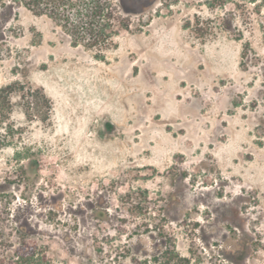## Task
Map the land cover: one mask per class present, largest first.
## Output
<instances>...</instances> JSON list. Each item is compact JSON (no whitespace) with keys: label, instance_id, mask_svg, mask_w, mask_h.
<instances>
[{"label":"rangeland","instance_id":"rangeland-1","mask_svg":"<svg viewBox=\"0 0 264 264\" xmlns=\"http://www.w3.org/2000/svg\"><path fill=\"white\" fill-rule=\"evenodd\" d=\"M112 3L127 29L101 61L75 11L0 0V264L22 246L56 264H264V0ZM163 20L184 30L165 50ZM214 85L231 101L214 116V96L175 91Z\"/></svg>","mask_w":264,"mask_h":264},{"label":"trees","instance_id":"trees-1","mask_svg":"<svg viewBox=\"0 0 264 264\" xmlns=\"http://www.w3.org/2000/svg\"><path fill=\"white\" fill-rule=\"evenodd\" d=\"M35 12H44L50 17L60 15L69 21L67 16L75 11L79 28L86 33L83 43L87 47H97L94 55L96 60H103L102 50L109 46L113 36L117 35L116 26L126 30L124 23L118 22L117 11L114 9L112 0H29ZM59 10L62 12L60 13ZM82 20H84L82 22ZM80 22V23H79ZM73 46L78 45L74 40ZM8 264H56L51 261L43 249L36 247H19L9 258Z\"/></svg>","mask_w":264,"mask_h":264},{"label":"crops","instance_id":"crops-1","mask_svg":"<svg viewBox=\"0 0 264 264\" xmlns=\"http://www.w3.org/2000/svg\"><path fill=\"white\" fill-rule=\"evenodd\" d=\"M164 22L162 23V29L159 32L155 33V36L157 37V44L159 43L162 46V49L165 50L168 48V44L173 43V42H177V41H181L183 40V34L182 32H184V30H182L180 22L177 21V23H174V25H171L169 22H165L167 20H163ZM154 22L153 20H150L148 23V32H150L151 27L153 26ZM182 50L180 49L179 51H176L175 53L171 54V53H167V55L169 56H179L181 55ZM173 63V62H172ZM168 65V64H167ZM182 65V63L179 64V66ZM184 65V64H183ZM174 66L169 69L167 68V70H163L162 72H171L174 70L177 71L179 68L176 65H172ZM176 93L178 95H181V97L183 99L185 98H192L194 101H197V99H203L204 101H206L210 96H214V101L210 104V114L214 116L215 111L218 110H223V108H227L228 105L231 104V101H229L227 98H224L225 94H226V90L220 88L218 90V88L214 85V86H210V87H205V88H201L200 92L198 93L200 95V98H194V94L189 90H186V88H177L175 89ZM194 101H190L188 100L187 103L189 104L187 109H185V111H181L179 114L181 115H190V113L188 112V110H191L193 106L191 105H196V102ZM210 116L209 117V121H210V126L213 129H218V127L220 126L222 129H224V131H227L229 135L231 136H236L238 134V130L237 127L235 126L237 123V120L235 119H231L229 120V124L224 126L223 124H221L220 121H223V117H213ZM218 131V130H217Z\"/></svg>","mask_w":264,"mask_h":264}]
</instances>
